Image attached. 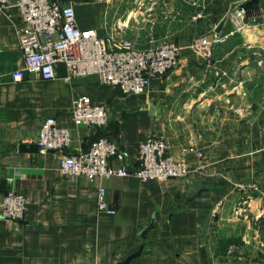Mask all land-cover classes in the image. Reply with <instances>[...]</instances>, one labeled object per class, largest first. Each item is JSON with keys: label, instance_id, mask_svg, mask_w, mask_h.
Listing matches in <instances>:
<instances>
[{"label": "crops", "instance_id": "1", "mask_svg": "<svg viewBox=\"0 0 264 264\" xmlns=\"http://www.w3.org/2000/svg\"><path fill=\"white\" fill-rule=\"evenodd\" d=\"M8 1L0 11V202L9 189L29 202L18 229L0 217V264H115L140 249L130 264H264V0H66L78 27L101 38H130L138 47L153 40L180 44L177 66L139 94L96 75L15 79L12 73L25 65L22 19L15 0ZM241 6L258 22L217 45L212 64L189 49L224 18L220 33L233 30ZM247 43L262 48L261 56L243 49ZM83 95L107 107L106 128L74 123L73 100ZM47 118L70 130L69 147L21 149L37 145ZM153 134L176 155L191 143L202 148L207 169L146 182L134 174L90 179L60 169L63 155L106 136L126 154L112 165L134 170L138 146ZM251 182L259 192L240 188ZM101 186L114 214L98 209ZM249 195V206L237 213Z\"/></svg>", "mask_w": 264, "mask_h": 264}, {"label": "built area", "instance_id": "2", "mask_svg": "<svg viewBox=\"0 0 264 264\" xmlns=\"http://www.w3.org/2000/svg\"><path fill=\"white\" fill-rule=\"evenodd\" d=\"M22 19L19 41L24 55V68L12 73L21 80L26 74H33L42 80H51L58 73L56 64L64 63L68 77L96 75L104 83L118 86L125 94H139L147 90L150 83L165 76L178 63L181 46L177 41H151L146 47H138L130 38L117 39L113 35L98 36L95 30L83 31L78 27L76 12L66 0H15ZM10 6L8 0H0V11ZM237 25L227 33L205 32L197 35L188 44L189 49L212 64L215 48L226 43L230 36L250 28L258 22L248 18L247 9L241 6L237 11ZM264 25V22H263ZM243 49H262L254 43H247ZM73 121L77 126L104 129L110 121V113L104 104L94 102L90 96L75 98L72 105ZM36 143L43 152L62 151L71 144V132L57 125L55 118L42 122ZM89 151L80 150L63 155L61 171L71 176L109 178L112 176L136 175L140 180H169L185 178L191 170L204 172L207 169L206 153L191 143L183 148L182 154L172 152L171 144L162 136L153 134L140 143L137 149V165L128 170L125 165L115 167L111 162H123L124 150L106 136L94 139ZM188 155L194 156L192 163ZM9 183L15 181L8 178ZM243 190L259 192L260 186L251 182L241 184ZM104 186L98 190L99 211L114 214L116 209L109 206ZM249 195L245 205L236 208L242 213L249 206ZM28 198L15 189L6 191L0 202V217L13 224L15 229L26 220ZM66 264H104L101 261H70Z\"/></svg>", "mask_w": 264, "mask_h": 264}, {"label": "water", "instance_id": "3", "mask_svg": "<svg viewBox=\"0 0 264 264\" xmlns=\"http://www.w3.org/2000/svg\"><path fill=\"white\" fill-rule=\"evenodd\" d=\"M225 20L226 18H224L220 23L219 25L217 26L216 28V32H220L221 29L223 28V25L225 23ZM56 70H57V73L58 75L60 76H67V68H66V65L64 63H58L56 64ZM20 148L21 149H27L29 151H38L39 150V147L38 145L36 144H21L20 145ZM85 152H88L89 151V148L84 150ZM0 184H4V181H0ZM153 227V223H151L149 226H147L145 228V230L143 231V234L147 233L151 228ZM141 253V249L138 250L137 252L129 255L125 260L123 261H120V262H117L115 264H130V262L135 258L137 257L138 255H140Z\"/></svg>", "mask_w": 264, "mask_h": 264}]
</instances>
